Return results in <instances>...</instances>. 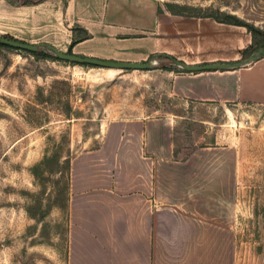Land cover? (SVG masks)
I'll use <instances>...</instances> for the list:
<instances>
[{"label":"crops","instance_id":"0c3cea01","mask_svg":"<svg viewBox=\"0 0 264 264\" xmlns=\"http://www.w3.org/2000/svg\"><path fill=\"white\" fill-rule=\"evenodd\" d=\"M59 10L66 31L45 39L78 54L231 61L251 42L242 24L184 15L161 0H63ZM80 28L87 35L71 42ZM165 73L170 93L184 100L264 106V54L221 68L174 64ZM174 121L172 115L114 116L94 145L71 155L67 264H241L231 213L237 149L209 143L179 156Z\"/></svg>","mask_w":264,"mask_h":264},{"label":"rangeland","instance_id":"374dc122","mask_svg":"<svg viewBox=\"0 0 264 264\" xmlns=\"http://www.w3.org/2000/svg\"><path fill=\"white\" fill-rule=\"evenodd\" d=\"M35 1L0 0V35H63V0ZM161 1L184 15L233 14L263 32L255 44L264 39V0ZM149 59L147 68L106 67L58 58L45 44L34 52L0 44V264H67L71 155L94 145L107 119L143 113L173 116L179 156L197 145L235 146L237 254L241 264H264V106L179 98L165 73L172 59Z\"/></svg>","mask_w":264,"mask_h":264},{"label":"water","instance_id":"95a60500","mask_svg":"<svg viewBox=\"0 0 264 264\" xmlns=\"http://www.w3.org/2000/svg\"><path fill=\"white\" fill-rule=\"evenodd\" d=\"M0 42L17 47L22 49L28 50H35L39 44H45L48 48L53 50L54 54L58 58L71 60L80 63H88L98 66H106V67H119V68H147L151 60H119V59H112V58H103L98 56L92 55H84L78 54L72 51L67 50H60L55 45L42 41V42H31L26 41L23 39L8 37L5 35H0ZM258 53L252 54L244 59H236V60H215V61H204V62H195V63H186L179 59H172V62L177 64L178 66L182 67L185 70H199V69H207V68H221V67H228V66H236L240 65L247 60L256 58Z\"/></svg>","mask_w":264,"mask_h":264},{"label":"trees","instance_id":"16d2710c","mask_svg":"<svg viewBox=\"0 0 264 264\" xmlns=\"http://www.w3.org/2000/svg\"><path fill=\"white\" fill-rule=\"evenodd\" d=\"M176 12L182 13L180 11H176ZM188 14L208 15V16H211V17L215 18L216 20L225 21V22H231V23H237V24L244 25L247 28V30L250 32V34H251V42L246 47H244L241 50L242 57L245 58L246 56H248L250 49L251 50H253V49L254 50L259 49V53L258 54H264V39H261L256 44L254 43L255 42L254 41L255 33H263V32L260 29H258L257 27H255L254 25L248 24L246 22H243V21L239 20L233 14H227L226 16H228L229 18H227V17H219L218 15H214L212 13H200V14L199 13H188ZM86 35H87V32L83 28H80V33L74 34V32H73V37L71 39V42L74 41V40H76V39H78V38L85 37ZM5 36L12 37L10 35H5ZM13 38H15V37H13ZM0 44H4V43L0 42ZM26 50H28V49H26ZM29 51L34 52V50H29ZM67 51H70V47L67 48ZM163 55L164 56H167V57H169L171 59H174V57L171 56L170 54L163 53Z\"/></svg>","mask_w":264,"mask_h":264},{"label":"built area","instance_id":"2783aa9c","mask_svg":"<svg viewBox=\"0 0 264 264\" xmlns=\"http://www.w3.org/2000/svg\"><path fill=\"white\" fill-rule=\"evenodd\" d=\"M244 121H246V119H244Z\"/></svg>","mask_w":264,"mask_h":264}]
</instances>
